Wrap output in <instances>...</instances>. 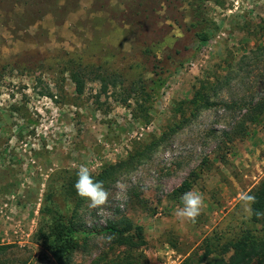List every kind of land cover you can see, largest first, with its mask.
<instances>
[{"label": "rangeland", "instance_id": "374dc122", "mask_svg": "<svg viewBox=\"0 0 264 264\" xmlns=\"http://www.w3.org/2000/svg\"><path fill=\"white\" fill-rule=\"evenodd\" d=\"M187 4L0 0V62L17 67L0 81V246L8 247L0 264H58L41 238L52 194L93 233L68 264H182L205 253L210 263L228 259L246 231L264 234L239 200L264 178V0H206L212 30L199 48L179 27L190 19ZM143 40L157 55L175 43L192 53L151 106L97 97L95 82L75 92L70 57L135 63L133 44ZM195 88L214 105L191 103ZM80 165L93 177L111 171L106 205L64 198ZM188 191L204 201L195 222L175 216ZM123 216L142 226V246L100 232Z\"/></svg>", "mask_w": 264, "mask_h": 264}, {"label": "trees", "instance_id": "16d2710c", "mask_svg": "<svg viewBox=\"0 0 264 264\" xmlns=\"http://www.w3.org/2000/svg\"><path fill=\"white\" fill-rule=\"evenodd\" d=\"M205 1L188 0L190 19L184 23H179V27L183 31L185 29V32L193 34L194 44L197 48L208 41L212 30L206 17ZM142 10L146 11V9ZM142 10L132 12V15H136ZM148 44L145 40L133 44L132 51L136 60L135 63L131 61V63L126 64L125 61H128V56H123L122 59H106L96 56L70 57L65 64L74 84L75 92L81 95L85 92L88 82H95L98 84L97 97H108L115 94L123 104L134 100L143 108L147 104L151 106L170 77L189 61L192 53H185L178 49L175 43L173 47H167L161 52V55H157L153 53ZM185 49H188V46H185ZM43 66H45L44 62L40 60L38 68H43ZM8 67L11 70L17 69L15 66L0 62V81L8 72L5 71ZM199 90L194 89L193 98L189 101L201 103L204 107L213 106L214 101L205 99ZM46 92L50 94L48 91ZM259 108L264 109V101L259 103ZM110 173L111 171L107 170L101 177L93 178L104 181ZM75 183V179L63 183L62 194L65 199L78 200L76 203L79 205L83 199L78 196L74 187ZM251 194L255 196V203L252 205L254 212L264 213V178ZM53 196L54 194L51 197L48 196L50 200L48 210L55 211V213L50 216L46 228H43L41 238L58 264H68L73 252L81 246L80 241H85L93 233L80 228L73 217H68L66 213H63L55 204ZM251 221L260 223L264 227V215L258 217L253 214ZM100 232L133 248H138L145 243L142 226L134 225L132 220L124 216L118 221H109L100 229ZM7 248V246H0V254L6 252ZM232 250L233 253L228 259L217 258L209 263L207 258L210 253H205L198 260L190 257L185 259L182 264H264V234L257 237L251 231H246L233 243Z\"/></svg>", "mask_w": 264, "mask_h": 264}, {"label": "clouds", "instance_id": "9594fccd", "mask_svg": "<svg viewBox=\"0 0 264 264\" xmlns=\"http://www.w3.org/2000/svg\"><path fill=\"white\" fill-rule=\"evenodd\" d=\"M78 196L88 201L89 209H97L108 203L110 193L104 187L103 181L95 180L91 174L89 167L80 165L77 171V180L74 185ZM117 187L123 189L125 186L119 181ZM123 194V193H121ZM239 200L243 210L249 215H264L258 211L254 212L252 205L255 203V196L248 192H242ZM182 206L175 211L176 218L181 221L195 222L196 218L201 214L204 206L202 195L196 191L185 192L181 197Z\"/></svg>", "mask_w": 264, "mask_h": 264}]
</instances>
